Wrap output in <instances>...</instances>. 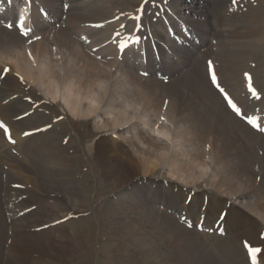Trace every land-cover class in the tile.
Segmentation results:
<instances>
[{
    "label": "rangeland",
    "instance_id": "rangeland-1",
    "mask_svg": "<svg viewBox=\"0 0 264 264\" xmlns=\"http://www.w3.org/2000/svg\"><path fill=\"white\" fill-rule=\"evenodd\" d=\"M109 1L102 0V3L96 4L100 5ZM77 3H79L77 0L72 2V4ZM53 6L52 0L50 8ZM188 8L191 9L190 6ZM197 8L199 9L198 6ZM198 9L189 11L191 16H194L193 12L199 11ZM84 10L87 12L88 7L85 9L72 6L66 25L67 20L71 19L74 26H67L66 30L64 29L65 32L69 34L77 28H86V26H80L78 21V15ZM185 15L188 18L191 17ZM97 23L99 25V22ZM75 26V29L69 30ZM1 29L3 30V27H0ZM3 31L10 32L5 29ZM86 31L85 29L84 32ZM48 32L50 31L46 33ZM99 32H93L94 35L89 42L98 43L99 47L106 46L105 43L110 41V33L103 34L106 33L104 27ZM54 34L55 32L41 41L32 43H42L49 47L52 54L48 55V58L53 65L57 64L56 61H59L60 55L57 54V48L53 43L50 45L46 42L49 38L52 39ZM126 34L128 33L121 36ZM19 37L13 32L9 35H0V55L4 58H1L3 63L0 64V74L5 69L3 65L13 64L20 50L18 45L24 46L23 39L20 37L21 40H19ZM119 42L120 40L117 39L116 47ZM80 43L81 41L78 46L76 45L78 49L82 47ZM29 45L24 47L27 48ZM26 54L28 57L31 55L28 52ZM68 54L62 49L61 55ZM204 54L206 55H204L203 63L200 56L196 57L198 64L189 75L177 70L173 76H170L167 90H162L160 86L162 82L157 80L161 100L164 99L162 107L158 110L160 114L158 120L151 115L152 113H148L147 119L145 118L148 120L147 127L143 128L139 118H134L116 132L127 133L131 127L138 128L141 140L146 141L148 138H158L151 132L152 125L167 124L173 127V130L176 126L180 132L186 133V140L192 142V144L190 141H187V144L184 143L183 150H187L194 157L202 155L203 163L206 167L208 166L205 172L210 173L213 165L209 163L210 150L204 143L208 141L218 143L222 140L220 136L222 128L216 125H219L220 119L228 123V116L221 115V118L213 119L212 110H204L201 101H194V95L185 97L183 95L184 90L190 88L196 90L191 87L192 84L199 85L203 79H208L205 63L213 59V54L212 51H204ZM7 55L12 56L9 62L5 60ZM189 68L190 66H187L185 69ZM122 70L123 76L117 80L119 83L129 80L128 74L125 73L129 69L124 67ZM197 70L200 74L196 73ZM12 75L14 77L9 78L7 74L0 84V90L2 89L3 92L0 98V117L2 118V114L9 111L8 117L21 115V119L27 120L24 124L19 122L14 124L13 129H18L14 131L18 132L24 128L29 129L28 132H38L31 133L26 140L24 152L30 149L29 159L22 155L18 157L20 152L18 147L15 148V141H9V148L2 143L3 138H0V264H11L13 260H25L26 264H190L183 258H179L187 255L188 246L201 251L198 255L199 259L193 264H247L240 250L241 240L251 247L254 243L260 246L257 247L261 249V252L257 254V264H264V198H261L264 192L257 188L261 164L253 165L252 168L254 172L252 187H254L250 190L241 187V191L238 190L239 193L216 190L215 185L213 187L209 183V174L198 182L186 183L175 180L167 167L158 166L148 173L136 172L135 168H129L126 163L129 156L127 149H130L128 143L118 138L113 131L99 130L94 123L98 121L96 116L77 119L66 109L61 97L52 100L44 96L47 92L45 88L39 90L37 86L24 81L19 75L15 73ZM124 76L127 77L126 80ZM207 82L208 88L213 90L209 80ZM174 85H181V87L171 94L169 92ZM6 94H13V96L8 100L5 98ZM246 98L248 103H254L252 97L246 95ZM218 107L222 110L219 104ZM142 108L141 105L139 110L142 111ZM246 108L253 111L255 106L248 105ZM261 111L263 116L264 109ZM191 113L195 114V117H191L193 122L189 119ZM26 114H28L27 117L24 116ZM95 115L108 117L103 115L102 110L95 112ZM167 115L170 117L169 124L165 121ZM13 120L14 118H11V121ZM210 121L214 123L212 128L207 125ZM231 126L229 125L230 130H232ZM189 127H192V132ZM0 130L3 131V129ZM133 133L132 131L128 136H134ZM212 137L215 138L212 140ZM132 141L129 139V143ZM133 142L139 145L137 141ZM170 144L167 141L161 144V148L164 149L162 153L168 152L167 155L165 154L167 157L171 154ZM102 146L113 147L111 149L117 151L116 160L118 161H111L112 159L109 158L106 161L110 164L103 166L104 164L102 165L101 160L98 159ZM109 165L114 166L116 172L119 171L122 180L115 181V177L110 174ZM139 177L140 179L135 182V179ZM256 180L257 182L254 183ZM184 190L186 194H183ZM253 190L255 193H251ZM187 194L190 199H193V208H189L190 203L184 204L186 208L183 210L177 208V205L172 207L176 199L183 200L181 195L186 197ZM241 194L243 199L239 198ZM170 195L175 199L165 206L161 201L169 199ZM248 204L255 206V213L247 208ZM144 206L145 209L142 212L144 216L139 215ZM27 209L29 210L27 214L19 215ZM170 211L180 215L170 214ZM221 212L224 213L226 233L219 235L216 233L217 225L214 228L211 224H215ZM185 219H189L190 222L188 223ZM200 220L206 224V230H200L201 226L194 225V222L198 223ZM182 225L194 231H188ZM52 229L62 230L66 236L79 233L80 244L77 255L80 259L78 262H72V259L66 256L71 251H64L63 240L61 243L55 241L57 238L53 237V233L51 234ZM225 234V239L230 234L233 239L225 242L221 240L217 246L222 248H218L220 252L217 253L214 245L210 244L211 236L216 235L224 239ZM38 244H40L39 247ZM247 250V248L244 250L246 254L249 252ZM16 251H23L22 256L19 257ZM248 258L250 264L251 260Z\"/></svg>",
    "mask_w": 264,
    "mask_h": 264
},
{
    "label": "bare ground",
    "instance_id": "bare-ground-1",
    "mask_svg": "<svg viewBox=\"0 0 264 264\" xmlns=\"http://www.w3.org/2000/svg\"><path fill=\"white\" fill-rule=\"evenodd\" d=\"M29 1L35 2V0ZM51 2L52 0H44L42 2L43 7L49 10V12L54 13L53 18L55 19V23L61 24L46 34H36L35 36L40 37L39 40L23 37L15 30L3 28V30L5 29L15 33L18 37L20 36L23 39L24 46L30 44L27 48L23 44L22 46L18 45L20 50L14 58L13 64L11 66L3 65L5 69H10L7 72L9 78L15 73L22 77L24 81L37 86L39 90L45 88L47 92L45 91L46 93H43L44 96L52 100L61 97V101L66 109L77 119L96 116L98 121L94 123L99 130L113 131L118 138L128 143L130 149H127L129 156L126 159V163L129 168H135L136 172L148 173L158 166L167 167L170 175L175 180L186 183L198 182L205 175L209 174V183L211 186L215 185L213 187L216 190H222L227 193H239L241 187L243 189L246 188V190L254 187H252L254 180L252 168L253 165L261 164L260 169L258 168L260 181L258 182L259 185L257 188L264 192V136L250 129L247 125H244L241 119L236 117L238 115L233 110L230 111L227 108V100L225 101L223 99L226 94L236 104L237 108L244 112L241 111V113L244 115L247 113L245 117H255L258 123L261 122L259 125H263L264 117L262 113L260 114L256 110L264 109V0H235V2L233 0H147V4H145V0H110L100 5L96 3H102V0H77L79 2L77 4H72L73 0H53L54 6L50 8ZM6 3L9 4L7 0H5V5H7ZM32 6L34 7L30 16L26 12L21 13V20L23 21L24 27L29 26L31 23V26L33 25L35 30L39 29L43 31L46 27L51 28L53 23L50 22V24L48 23L46 25L42 23L41 19L37 16L38 7L34 3ZM72 6L83 7L85 9L88 7L87 12L84 10V12L78 15L80 26L83 25L86 28L75 29V26L69 29H75L74 32L68 34L64 29L66 30L67 26H74L71 19L67 20L66 25V19L70 15L69 11ZM189 6L191 9L188 8ZM26 7L30 8L28 5ZM64 9H67L66 13H64ZM195 9L199 11L196 10L197 12H193L194 16H191L190 12ZM1 10L2 12H6L11 9L4 8L2 3L0 6ZM11 11H14V9ZM185 14L189 17L191 16L190 18L193 19L186 17ZM28 16L30 17L29 19ZM136 17H140V19H136ZM97 22H99V25ZM182 26L189 27L183 39L181 38L183 35L179 29ZM102 27L106 31L103 34L108 35L107 33H110V41L108 40L109 42L107 44L105 43L106 46L100 44L102 47H99L98 43L93 44L89 41L92 39V35H94L93 32L100 33L99 31L102 30ZM85 29L87 30L86 32H84ZM172 29H174L173 35L169 39V32ZM3 30H0V35H9L10 32ZM54 32L53 38H49L46 42V44L50 45L53 43L57 48V54L60 55L59 61H56L57 64L53 65L52 61L48 58V55L52 54L49 47L42 43H32L41 41L44 37L52 35ZM124 33L128 34L121 36ZM20 37L19 40H21ZM29 39L32 40V43L28 42ZM117 39L120 42L116 47ZM136 39L139 41L137 42ZM79 41H81L80 46H82L80 49L76 47V45H79ZM121 42L128 44L127 49H125L122 55H120L119 48ZM163 42H170L173 45L169 43L171 46L169 45V50H166L162 46ZM86 43L90 45H84ZM139 47L145 49L143 58L139 56L140 51H136ZM62 49L69 54L67 56L61 55ZM25 51L31 53V55L28 57ZM204 51H212L213 54V59L209 61L211 62V67L208 62L205 63L207 68L205 73L208 77V68L210 67L211 75H215L217 79V91L211 84L213 90L208 88L207 81L210 80L208 77L207 80L203 79V82L199 85L192 84L191 87H194L196 90L191 88L184 90L183 95L184 97L194 95V101H201L204 110H212L213 119L221 118V115L228 116V123L220 119L219 125H216V127L219 126L222 128L220 132L222 140L218 141V143L210 141L204 143L210 150L209 163L213 165L210 173L205 172L208 166L206 167L203 163L202 155L194 157L187 150H183L185 149L184 143L187 144V141L190 140H186V133L184 131L180 132L176 126L174 127V132L173 127L167 126V124L159 126L152 125L151 132L158 136V138H148L146 141L141 140L140 132L137 130L138 128L131 127L127 133L116 132L121 130L123 125L134 118H139L138 120L141 122L140 125L143 128L147 127L148 120L146 119L148 113H152L151 115L156 119L159 118L158 115L160 114L158 110H160L164 101V99L161 100L159 92L160 86L162 90H167V83L170 81V76H173L177 70H180L185 75L192 73L198 64L196 57L200 56L203 63L204 55H206ZM167 53L171 54V58L168 61H166ZM1 58L3 57L0 55V64L3 63ZM139 58L140 61L142 59L143 61L145 60L142 68L143 72L150 74L147 77H143L134 72V65L138 64ZM11 59L12 56L7 55L5 60L9 62ZM79 65L81 66L78 67ZM187 66H190V68L185 69ZM98 67L100 68L98 69ZM124 67L129 69L128 72L124 70L128 74L129 80H126L127 77L124 76L126 82H123V84L117 80L123 76L122 68L124 69ZM3 70L0 74V84L7 75L3 73ZM130 71H133V73ZM10 72L13 73L11 74ZM196 73L200 74L199 70ZM162 78H166L167 80H161ZM157 80L162 82L160 86ZM249 84H251L252 89L256 92L259 99L252 96V93L249 91ZM5 85L6 82L4 81ZM181 85H174L169 93H175ZM221 88L224 90L223 92L220 91ZM2 93L1 89L0 98L2 97ZM246 95L253 98V104L247 102ZM12 96L13 94H6L5 98L10 100ZM202 98H204V101H202ZM4 102L6 103V101ZM218 104L222 110L219 109ZM141 105L143 106L142 111L141 109L139 110ZM248 105L250 107L255 106L254 110H248L246 108ZM98 110H102L103 115L108 117L103 118L95 115V112ZM9 112L2 114L0 123H3L9 129L11 139L5 136L4 132L0 130V138H3L2 143H5L10 148L9 141H15V148L18 147L20 152V154L18 153V157L22 155L29 159L30 153L28 152L30 149L24 152L27 144L26 140L31 133L36 134L38 131L28 132L29 129L24 128L18 132L14 131L18 130L13 129L14 124L17 122L24 124L27 119H21V115L8 117ZM24 116L27 117L28 114ZM192 116L195 117V114L191 113L189 117L193 122ZM11 118H14V120L11 121ZM165 121L167 123L170 122L168 115ZM213 124L210 121L207 125L212 128ZM229 125H232V130H230ZM189 130L192 132V127H189ZM132 131L134 132L132 135H135H130L129 137L128 135ZM25 132L30 133V135L25 136ZM159 137L163 140H160ZM214 138L212 137V140ZM129 139L137 141L139 145L134 144L133 141L129 143ZM164 141L171 143V154H169V157L165 156L168 152L162 153L164 149L161 148V144ZM102 147L103 149L99 152L98 159L101 160L102 165L104 164L103 166H108L110 163L106 160H109V158L110 160L112 159L111 161L116 160L117 151L111 149L113 147ZM24 162L26 163V161ZM6 165L9 167V164L6 163ZM113 167L109 165L108 168L111 171L110 174L118 182L123 178L118 173L119 171L116 172ZM139 179L140 177L135 179V182ZM215 179L217 180L214 181ZM116 185L118 184L116 183ZM185 192L186 190L183 191V194H186ZM251 193H255V191L253 190ZM181 196L184 199H176L172 207L177 205V208L183 210L186 208L184 204L190 203L189 208H193V199H190L189 195L186 196L188 198L184 195ZM241 196L243 194L239 196V198L243 199ZM261 198H264V196ZM174 199L175 197L173 198L170 195L169 199H161V202L167 206ZM133 201H135L134 197ZM157 201L160 200L157 199ZM247 208L254 213L256 212L255 206L252 204H248ZM144 209L145 206L140 210L139 215H143L142 212ZM26 212H29V210H24L19 215H22V213L25 215L27 214ZM172 213L180 215L177 212L170 211V214ZM218 216L215 224L217 223L219 227L223 226L224 232L226 233L224 218L221 219L224 213ZM186 220L190 222L189 219ZM194 223L197 226L203 223V226L206 228V224L202 220ZM215 224L212 223L211 225L214 226ZM195 232L198 233L197 231ZM51 234L57 238L55 241L61 243L63 240L64 251H71L66 256L70 257L69 259H72V262H78V259H80L77 255L80 244L79 233L66 236L62 230L52 229ZM211 237L210 244H213L217 251L222 248L217 246L221 240L225 242L228 239H233L231 234L227 239H225L226 234L224 239L216 235ZM238 241L239 239L237 243ZM240 244V250L243 252L246 263L249 264L247 257L251 260V256L249 252L247 254L245 253L243 240L240 241ZM37 246L39 247L40 244ZM252 247L260 246L254 243ZM16 252L19 257L22 256L23 251ZM198 252L192 246H188L187 255H182L179 258H183L184 261L193 264L194 261L199 259L198 255L201 254V251L199 254ZM24 261L13 260L11 264H26Z\"/></svg>",
    "mask_w": 264,
    "mask_h": 264
},
{
    "label": "snow or ice",
    "instance_id": "snow-or-ice-1",
    "mask_svg": "<svg viewBox=\"0 0 264 264\" xmlns=\"http://www.w3.org/2000/svg\"><path fill=\"white\" fill-rule=\"evenodd\" d=\"M233 2H235V0H233ZM145 4H147V0H145ZM136 19H140V17H136ZM5 27H7L9 30H12L13 28H16V29L20 30V33L19 34L21 36H23V37H28L29 36V32L32 31L30 29H25L24 28V25H23V21L22 20H19V19H17L13 23L6 24ZM117 35H119V34H117ZM34 39L35 40H39L40 37L39 36H34ZM28 42L29 43H32V40L29 39ZM125 47H126V43L125 42H121L119 44V48H120L121 51ZM209 65L211 67V62H209ZM8 71H10V69H4L3 70V73L4 74H7ZM142 75L147 76L148 74L145 72V73H142ZM246 76H247V74H246ZM211 80H212V83L213 84H216L217 83V79H216V76L215 75H212ZM220 91L223 92L224 90L221 88ZM249 91L252 93V96L253 97L259 99V97L257 96L256 92L252 89L251 84H249ZM225 99L227 100L228 106L236 113V115H240V109L237 108L236 104H234L232 102V100L227 97L226 94H225ZM245 115H247V113H245ZM247 123L250 124V125H252L253 127H256V118L255 117H249L248 120H247ZM0 129H3L4 134L6 136H8L9 139H11L10 138V135H9V129L3 123H0ZM24 135L25 136H28V135H30V133L25 132ZM12 142H14V141H12ZM244 246L249 251V254L251 256L252 264H257V254L261 252V249L260 248H257V247H251L247 242L245 243Z\"/></svg>",
    "mask_w": 264,
    "mask_h": 264
}]
</instances>
